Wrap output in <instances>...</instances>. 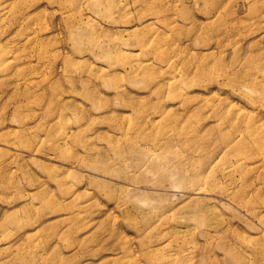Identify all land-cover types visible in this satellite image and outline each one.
Listing matches in <instances>:
<instances>
[{
	"label": "rangeland",
	"instance_id": "obj_1",
	"mask_svg": "<svg viewBox=\"0 0 264 264\" xmlns=\"http://www.w3.org/2000/svg\"><path fill=\"white\" fill-rule=\"evenodd\" d=\"M0 264H264V0H0Z\"/></svg>",
	"mask_w": 264,
	"mask_h": 264
},
{
	"label": "bare ground",
	"instance_id": "obj_2",
	"mask_svg": "<svg viewBox=\"0 0 264 264\" xmlns=\"http://www.w3.org/2000/svg\"><path fill=\"white\" fill-rule=\"evenodd\" d=\"M0 58H1V59H3V56H2V55H0Z\"/></svg>",
	"mask_w": 264,
	"mask_h": 264
}]
</instances>
